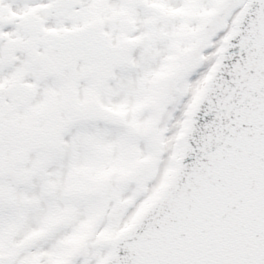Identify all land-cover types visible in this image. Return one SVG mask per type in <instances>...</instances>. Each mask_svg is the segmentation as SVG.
Returning a JSON list of instances; mask_svg holds the SVG:
<instances>
[{
	"label": "snow or ice",
	"instance_id": "1",
	"mask_svg": "<svg viewBox=\"0 0 264 264\" xmlns=\"http://www.w3.org/2000/svg\"><path fill=\"white\" fill-rule=\"evenodd\" d=\"M0 264H264V0H0Z\"/></svg>",
	"mask_w": 264,
	"mask_h": 264
}]
</instances>
